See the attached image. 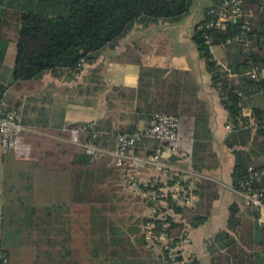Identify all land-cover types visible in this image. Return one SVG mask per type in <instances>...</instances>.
<instances>
[{"label": "crops", "instance_id": "obj_1", "mask_svg": "<svg viewBox=\"0 0 264 264\" xmlns=\"http://www.w3.org/2000/svg\"><path fill=\"white\" fill-rule=\"evenodd\" d=\"M214 3L215 0H192L188 13L178 22L158 21L147 26L135 24L115 46H105L98 57L86 63L78 73L61 74L49 70L36 79L8 88L9 101L21 106L25 129L16 147L2 152L4 158L8 154L17 163L27 166L26 169L34 175L35 181L25 184L26 189L37 191L38 196L32 198V202L40 207L62 203L68 206L69 211L75 210L79 204L88 205V200H92L88 195L103 189L102 183L100 185L103 186L94 185V178H98L99 173L93 171L100 170L105 171L103 178L107 180L104 191L116 195L114 200L125 194L133 199V215H129L127 223L134 230L130 232L123 222L115 221L117 226L123 228V235L126 234L124 237L127 241L123 244V235L73 233L71 228L76 223L70 217V235L32 238V243L37 241L40 245L37 244L36 251L33 250L31 264H125L127 259H131L132 264H165L161 244L149 238L146 232L148 221L145 219L151 216L152 209L146 201L144 190L124 184V173L111 155L118 129L131 122L128 104H125L127 99L121 98L118 92L137 86L140 62L145 66L187 72L197 83V96L205 104L207 112L212 138L209 153L206 152L204 161L197 162L201 171L192 168L189 157L192 140L180 136L174 143L162 144V170L145 168L137 174L139 182H144L151 178L164 181L173 174L181 173L180 178L188 181L187 187L183 188L194 195L192 203L186 206H191L197 199L193 191L197 181L206 179L216 183L219 197L212 202L210 215L205 222L196 227L185 224L184 230L190 242L182 247L184 254H193L196 264H237L235 256L238 251L246 258L253 252L264 257V239L260 237L263 231L259 228L264 226L263 220L256 218L254 210L243 205L241 190L231 186L234 154L225 144L229 134L225 126L228 123L226 110L220 104L210 74L191 38L204 18V10ZM187 41L192 45L182 46ZM4 44L1 73L8 82L12 78L15 42L11 39ZM220 47L222 55L213 54L218 62H222L225 56V46ZM136 58L139 63L134 61ZM91 74L100 79L99 91H93L89 78ZM247 109L244 108V111ZM147 122L140 120L137 129ZM85 124H91L97 136H102L98 143L96 137L95 143L104 152L91 166L79 167L76 155L77 148L82 149L80 142L86 139L80 138L85 132L81 127ZM157 144L155 140L142 139L134 149L140 155H149ZM181 152L186 155L181 156ZM79 193L81 196H78ZM234 202L240 222L235 229H229V206ZM175 218L180 219V216L175 215ZM104 230L109 233L108 228ZM221 232L228 234L227 237L220 235L223 240L217 237ZM232 239L236 245L227 247L225 244ZM261 239L260 244L258 240L261 242ZM51 241L53 245H50Z\"/></svg>", "mask_w": 264, "mask_h": 264}, {"label": "trees", "instance_id": "obj_2", "mask_svg": "<svg viewBox=\"0 0 264 264\" xmlns=\"http://www.w3.org/2000/svg\"><path fill=\"white\" fill-rule=\"evenodd\" d=\"M220 0L204 10L203 20L196 26L192 41L210 74L211 84L217 90L221 106L226 110L227 122L233 124L225 139L227 147L234 154L231 172V186L243 190L248 167L264 170V0H240V18L224 21L223 28H206L204 24L217 17ZM192 0H0V106L14 107L9 101V87L22 85L40 77L45 71L61 74L75 73L74 68L81 58L93 62L105 46H115L135 24L147 26L158 21L178 22L188 13ZM210 8L214 14H206ZM207 35L210 42L206 41ZM15 42L12 78L6 81L2 76L3 46L8 40ZM224 45L222 62L214 57L211 46ZM134 61L140 62L139 59ZM86 65V64H85ZM253 65H258L257 78L251 76ZM93 91L101 89L99 77L89 76ZM198 85L187 72L157 66L139 67L138 83L135 88L119 90L126 98L130 123L120 127L119 132H132L140 120L149 121L155 113H168L179 118L178 138L191 139L192 168L201 171L197 162L204 161L210 150L211 131L207 123L205 104L198 96ZM250 109V113L244 111ZM24 122V121H23ZM252 122V123H251ZM254 122V123H253ZM94 128V127H93ZM98 126H95V129ZM90 134L85 131L83 140ZM102 136H97V143ZM168 143V142H165ZM104 145V144H103ZM138 153V150L135 149ZM101 155H87L77 148L79 167L91 166ZM181 173L173 174L166 181H157L145 190L162 194L166 204L165 219L149 216L152 222V239L159 241L165 233L169 244L185 235V224L196 227L208 218L212 202L219 197L216 183L200 179L195 183L197 199L191 206L180 204L172 191L160 188L172 186L180 179ZM180 184L187 187L188 181ZM264 189V179L258 183ZM181 191V190H179ZM180 193V192H179ZM180 196V194H179ZM148 205L152 201L146 197ZM28 213L29 225L42 236L70 235V215L66 204L55 203L43 207L32 205ZM238 208L229 206L227 227L235 229L240 220ZM256 218H260L254 211ZM179 215L180 219L175 218ZM264 224V221H261ZM263 232L264 226L259 227ZM227 232L217 235L227 237ZM259 236V235H258ZM221 240L222 239V236ZM258 243H262L258 240ZM35 244H38L37 241ZM52 241L50 245H53ZM236 245L233 239L225 245ZM214 252V249L212 250ZM165 264H170L163 252ZM237 264H264V257L253 252L238 254ZM9 258V257H8ZM196 263V261H195Z\"/></svg>", "mask_w": 264, "mask_h": 264}, {"label": "built area", "instance_id": "obj_3", "mask_svg": "<svg viewBox=\"0 0 264 264\" xmlns=\"http://www.w3.org/2000/svg\"><path fill=\"white\" fill-rule=\"evenodd\" d=\"M218 6L220 9L217 17L206 22L204 24L206 28H223L225 20L240 18L242 15L240 0H220ZM214 13V8H210L206 11L208 15ZM205 37L206 41L210 42V38H208L207 35H205ZM86 63L87 61L81 58L74 68L75 73L80 72ZM259 71L258 65H253L251 76L257 78ZM245 112L250 113V109L245 110ZM225 126L228 130L233 128L231 122H228ZM178 128L179 118L177 115L159 112L155 113L142 128L132 132H119L116 135L115 148L111 152L116 165L124 173V184L130 188H142L145 196L152 201L150 205L152 209L151 216L156 215L161 219H165L166 217L165 211L161 210V207L166 204L165 199L161 198L163 192L159 194L155 190L144 189L149 185L155 184L158 180L156 178H151L144 182H139L137 174L145 168H152L155 170H162L164 168L162 162L164 156L162 144L165 142H176L178 139ZM24 129L25 125L22 123L20 105L7 110H4L0 106V148L2 151L15 148L18 144L19 136ZM81 130L90 132L87 138L83 142H80L84 153L88 155L103 153L104 150L95 143L97 131L91 128V124L82 125ZM142 139L157 141L158 144L151 154L140 155L135 152L134 148L136 144ZM180 155L185 156L186 154L185 152H181ZM263 179L264 170H256L252 166H249L248 174L243 182L244 189L241 190V194L243 196V205L246 208L258 212L260 219L264 221V189H260L257 186ZM180 181L181 178L176 180L170 187L160 188V191L166 192L169 189L172 191V196L180 204L190 205L194 195L189 189L183 188ZM151 227L152 222H147L146 232L149 238L152 239ZM168 241L169 239L166 234L161 233L159 243L161 244L162 251L166 253V257L170 264H196L194 255H185L182 250V247L190 242L189 235L185 233L184 236L172 244H169ZM0 264H9L8 255L1 247Z\"/></svg>", "mask_w": 264, "mask_h": 264}, {"label": "rangeland", "instance_id": "obj_4", "mask_svg": "<svg viewBox=\"0 0 264 264\" xmlns=\"http://www.w3.org/2000/svg\"><path fill=\"white\" fill-rule=\"evenodd\" d=\"M186 44L182 46L192 45L189 41ZM211 51L215 56H221L223 53L220 45L211 46ZM7 60H10V55ZM26 167L24 164L17 163L8 154L4 158L0 148V230H2V245L8 249L9 264H31V259L34 256L33 250L36 251L37 249V244L32 243L31 240L41 236L28 226L30 207L33 204L37 207L40 206L31 201L32 198L35 199L38 196L37 191L25 188V184L35 181L34 175ZM103 172L105 171H93V173H99L98 178H94V185L102 183L104 186H100H103V189H97L93 194L88 195L92 199L88 200L90 204H79L75 210L69 212L70 217L76 223L71 228L73 233L86 234L89 232V234L94 235L107 232L113 236H122V227L117 226L115 221L123 222L122 224H125L130 232L134 230L127 223L130 218L129 215H133L131 213L133 209L132 196L125 194L114 200L116 195L111 191H104L107 180L105 177L103 178ZM2 180L3 183H1ZM78 196H81L80 193ZM104 228H108L109 233ZM124 235L121 239L122 244L127 241ZM124 263L132 264V260L127 259Z\"/></svg>", "mask_w": 264, "mask_h": 264}, {"label": "flooded vegetation", "instance_id": "obj_5", "mask_svg": "<svg viewBox=\"0 0 264 264\" xmlns=\"http://www.w3.org/2000/svg\"><path fill=\"white\" fill-rule=\"evenodd\" d=\"M2 230H0V247L9 255L7 247L2 245Z\"/></svg>", "mask_w": 264, "mask_h": 264}]
</instances>
